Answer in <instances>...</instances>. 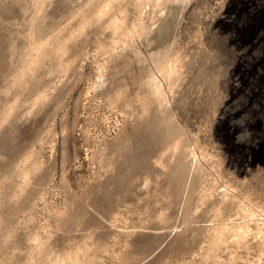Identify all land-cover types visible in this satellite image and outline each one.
Masks as SVG:
<instances>
[{
  "label": "rangeland",
  "instance_id": "rangeland-1",
  "mask_svg": "<svg viewBox=\"0 0 264 264\" xmlns=\"http://www.w3.org/2000/svg\"><path fill=\"white\" fill-rule=\"evenodd\" d=\"M0 264H264V0H0Z\"/></svg>",
  "mask_w": 264,
  "mask_h": 264
}]
</instances>
